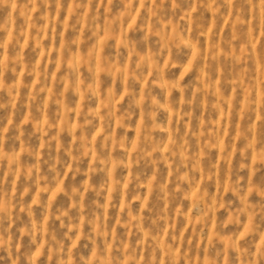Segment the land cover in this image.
Returning a JSON list of instances; mask_svg holds the SVG:
<instances>
[{
    "label": "rangeland",
    "instance_id": "374dc122",
    "mask_svg": "<svg viewBox=\"0 0 264 264\" xmlns=\"http://www.w3.org/2000/svg\"><path fill=\"white\" fill-rule=\"evenodd\" d=\"M0 264H264V0H0Z\"/></svg>",
    "mask_w": 264,
    "mask_h": 264
}]
</instances>
